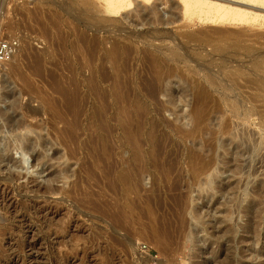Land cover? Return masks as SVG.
Returning a JSON list of instances; mask_svg holds the SVG:
<instances>
[{
    "label": "rangeland",
    "instance_id": "rangeland-1",
    "mask_svg": "<svg viewBox=\"0 0 264 264\" xmlns=\"http://www.w3.org/2000/svg\"><path fill=\"white\" fill-rule=\"evenodd\" d=\"M170 1L150 24L100 20L75 0H0V42L15 46L0 64V264H244L253 252L243 227L248 203L264 214V87L230 67L212 88L211 48L162 22L178 14ZM26 108L41 128L2 117ZM22 136L45 138L39 161Z\"/></svg>",
    "mask_w": 264,
    "mask_h": 264
},
{
    "label": "bare ground",
    "instance_id": "bare-ground-1",
    "mask_svg": "<svg viewBox=\"0 0 264 264\" xmlns=\"http://www.w3.org/2000/svg\"><path fill=\"white\" fill-rule=\"evenodd\" d=\"M75 1L84 10L92 11L91 12L92 16L100 20H107L109 18H116V17H126V18L136 17V18L145 20L149 22L150 24H153L155 22L154 20L156 16V11L159 7L157 3L159 0H75ZM167 1L171 2L170 0H167ZM148 5H150V7ZM132 6H133V11H130V8H132ZM176 7L178 8V14L174 16L172 15L168 19L162 18L161 20L162 22L167 23V24L178 23L177 28L181 30V37L183 38L185 37L188 39H195L197 41L204 43L206 46L211 48V57L208 63L210 65L216 64L215 67L218 70V72L216 73L214 71L212 72V70L211 71L207 70L206 72L207 73L206 78L210 81L209 85L212 88L217 89V90L218 88L219 90L223 88V90H225L224 84L226 82L224 79L226 77L225 75L227 74V73L225 74V72L230 67L233 68L234 70L233 73L229 72L231 74L230 77L232 78L235 76H238L240 78L246 77V76L253 77L252 80L257 83L256 85L257 86L258 84L260 85L258 86V88L264 87V0H177ZM196 27L198 28L196 30H193ZM201 37H205V39L201 40ZM30 50L31 49L29 48H25L24 50H22V54L27 56L30 53ZM149 56H150L151 61H153L156 64L158 63L157 55L150 54ZM218 59L220 60V63H216ZM34 60H35L34 61V71L36 73L39 72L40 74L42 72V65H43L42 61L40 57H37ZM229 61H232V63H235V65L229 64ZM15 68L19 69L20 65H18ZM220 74H222L221 76L222 78L224 77V79L221 81L217 80ZM226 80L228 82V79ZM230 80L231 79L229 78V82ZM232 80L234 81V79ZM217 81H219L220 83H218ZM228 85L230 86L229 83ZM228 91L230 90L226 89V93ZM72 94L71 96H68L67 98L70 97L69 100L71 99L73 101V98L75 97L76 94L75 95H72ZM67 95H70V94H67ZM225 96H223L222 99L223 98L225 99ZM236 103L234 105H236ZM15 105L16 103L14 104V108L17 107ZM234 107H235L234 109H236V106ZM52 108L55 109V107H52ZM232 108L233 107H231V109ZM29 109L30 108H28L24 112L25 114V115L23 114L24 117L13 115L14 113L13 114H9V112L4 113V111H3L2 117L12 122L14 128L24 127L28 124L25 120L28 117H29L28 119H31L30 117H32V115L34 118V115L38 113L37 109L36 110H32V109L29 110ZM41 111L39 110V112ZM71 111L73 113L74 112L76 113V110L74 109V107L71 108ZM236 111L238 110L236 109ZM263 111L261 112V114L264 113ZM43 112H46V111H43ZM46 113L49 114L48 118H51L50 119L51 121H53V119H56L57 122H63L67 129L70 128L71 130H73V129L78 128L79 120L78 121L75 120L74 122L69 123L65 119L64 113L55 112L54 115L48 111ZM244 113L245 112H243V114ZM251 113L253 114V112ZM251 113L248 114L247 117L245 116L247 113H245L244 116L246 118H250V116L252 117ZM236 115H238V112L236 113ZM32 119L29 121L32 122ZM32 124L35 127L33 128L34 130L35 129L37 130V128L42 127V123L34 125V123L32 122ZM27 127L28 129L29 127L31 129L30 124H28ZM24 137L22 138L24 139L22 150L23 151L25 150L26 153L30 154L33 161H39L42 155L39 152L38 153L35 152V146L40 145L42 147H45L47 143L46 140H43L45 138L42 137L43 139L41 138V140H39L38 143H36L37 141L33 140L32 138H29L28 136L27 137L24 136ZM9 152H8V149L7 150L0 149V164L3 162L9 163L10 161ZM27 163H28V160L26 159V157L24 156L21 157L20 165L23 166L24 164L26 165ZM222 170H219V171L223 173ZM6 177H7V180H14L18 178V175H15V173H11V171H9ZM219 182L218 183L213 182L214 183L213 186L217 185V187L221 188V186L223 185L221 182L220 183ZM210 183L212 184L211 181ZM41 187L42 186H40V188ZM212 187L210 185V188ZM217 187L215 186L216 189ZM261 187H259V190H258L259 194L263 193V190H262L263 187L262 188ZM214 189H212V192H214ZM44 190H45V187H44ZM215 191L221 192V190H215ZM215 194H217V192ZM248 206H250L255 211V213L254 214L252 213L251 218L250 219L248 218L249 220L247 219L251 223V225L247 227L248 225L246 224V227H243V232L245 235H248V236L251 235L252 239L247 240V241H245V238L243 239H244V243L252 247L254 250L249 255L247 254L248 251L246 250H244L242 253H244V260H246L247 263H249L250 261L249 264H264V217H263L264 214L262 213L261 210L258 209L259 207L255 208L256 205L254 203H248ZM217 239L215 238L214 240L216 241ZM215 241L214 243H216ZM214 243H211L209 246H207L208 248H206L205 250H202V252L204 253L205 251H208L211 248H213ZM246 262L244 264H247Z\"/></svg>",
    "mask_w": 264,
    "mask_h": 264
},
{
    "label": "built area",
    "instance_id": "built-area-1",
    "mask_svg": "<svg viewBox=\"0 0 264 264\" xmlns=\"http://www.w3.org/2000/svg\"><path fill=\"white\" fill-rule=\"evenodd\" d=\"M15 51L14 44L10 42H0V64L7 63L13 56Z\"/></svg>",
    "mask_w": 264,
    "mask_h": 264
}]
</instances>
